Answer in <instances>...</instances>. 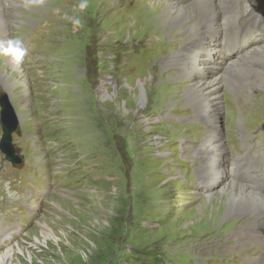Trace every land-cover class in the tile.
<instances>
[{
	"label": "rangeland",
	"instance_id": "374dc122",
	"mask_svg": "<svg viewBox=\"0 0 264 264\" xmlns=\"http://www.w3.org/2000/svg\"><path fill=\"white\" fill-rule=\"evenodd\" d=\"M10 2L16 6L6 8L1 38L19 40L37 28L38 42L18 72L8 68L10 57L0 54V95L7 94L19 123L15 133L25 141L23 147L12 140L26 161L24 170L34 175L43 170L49 189L44 197L20 194L17 175L2 177L0 153V264H259L261 242L236 240L247 243L236 248V241H224L225 232L218 235L208 216L224 209L220 190L226 179L216 178L207 199L201 189L205 178L195 174L199 163L186 157L188 149L195 154L204 130H215L224 142V170L232 164L231 178L260 193L237 175L240 165L256 162L264 179V90H257L262 84L257 80L217 100L222 108L209 126L186 105L190 82L162 66L178 46V29L164 26L160 7L150 16L136 12L153 2ZM253 3L262 0H242V7ZM226 4L218 10L220 21L227 11L233 23L243 8L238 0ZM140 20L144 24L138 25ZM216 29L211 35L218 47L220 23ZM243 53L231 58L246 63ZM206 64L195 77L210 82L222 68ZM139 78L148 79L142 104ZM32 204L36 215L18 235L20 210ZM236 222L229 220L225 228Z\"/></svg>",
	"mask_w": 264,
	"mask_h": 264
},
{
	"label": "bare ground",
	"instance_id": "6f19581e",
	"mask_svg": "<svg viewBox=\"0 0 264 264\" xmlns=\"http://www.w3.org/2000/svg\"><path fill=\"white\" fill-rule=\"evenodd\" d=\"M149 1L153 2L154 6L146 8V10L140 8L139 10L141 11L138 10L136 12L139 17L150 16L153 10L160 7L164 26L167 29H178V39L174 43L178 46L175 45L176 47L173 48L171 57L162 61V66L166 69L172 68L170 71L173 72L174 76H179L182 80L190 82V86L186 89V105L197 113V118L202 122L204 121V124L208 123L209 126H213L217 122L220 109L222 108L218 105L217 100L225 97L226 93L236 94V89H243L248 84H254L257 80L259 84H262L258 85L259 88L257 87V90H264L262 88L264 85V71L260 68V70L255 69L252 66L255 62L260 64L264 61V42L251 45L244 52V58L247 60V63H244L242 62L243 59L237 61L233 58L221 57L220 47L216 45L218 41L216 38H212L211 32L218 30L216 28L219 27L220 23L218 10L227 7L226 3L229 0H193L189 5H182L179 2L181 0H170L165 3L160 0ZM137 3L139 4V2ZM15 6L16 4L10 2V0L5 2L0 0V41H5L3 37L1 38V35H4L7 31L6 8ZM228 8H231V5ZM223 12V25L227 27L229 15H226L225 11ZM141 23L144 24V21L140 20L137 22L138 25ZM204 32H208V36ZM219 36L220 43L221 33ZM166 47L170 49V47H173V43L167 42ZM206 59L210 63L214 62L215 65L220 63L221 66H218L222 68L220 76L215 77L210 82H205L202 76L200 78L195 77L197 73H203L208 68L205 66L207 65ZM7 66L14 72L20 71L18 64L13 63L11 60L7 61ZM147 81V78H139L137 80V87L141 91V104L145 101L144 84ZM203 132L205 133L204 140L199 145V148L195 150V154H192L190 149H188V152L186 151V160L189 161L188 163H193L194 161L196 164L199 163L198 168H195V174L198 177L200 173L202 178H205L202 181L201 186L203 188L201 189L206 194L207 199L212 197L209 195L212 192L209 187H212V183L216 178L220 176L221 181L226 179L225 185L220 190V193L225 196L222 213L216 215L211 211L208 214L215 221L218 235L221 232H225L224 241L247 240L246 242H248L250 240L256 242L255 245L260 242L264 245V194L253 192L251 186L245 184V182L237 183L236 181L238 180L232 179V174L235 173L232 164L228 170H224L225 163L221 161L225 152L223 139L215 130L211 133L205 130ZM248 167L252 169L250 166ZM247 173H249V170H244L242 176L247 175ZM201 176L197 179H200ZM259 178L254 175L250 180H254V183H256ZM201 207L203 209V204H201ZM29 209L34 210L33 204ZM229 220L237 221L231 229L225 228V226L228 227ZM246 242L243 241L244 245L241 242H237L235 247L241 248L247 245ZM2 260L0 259V262ZM259 264H264L263 256L260 257Z\"/></svg>",
	"mask_w": 264,
	"mask_h": 264
},
{
	"label": "water",
	"instance_id": "95a60500",
	"mask_svg": "<svg viewBox=\"0 0 264 264\" xmlns=\"http://www.w3.org/2000/svg\"><path fill=\"white\" fill-rule=\"evenodd\" d=\"M1 114H2V129L3 137L0 142V151L7 154V159L13 161L10 157L11 153V134L16 130L18 126V121L15 118L13 110L9 105L5 95L0 99Z\"/></svg>",
	"mask_w": 264,
	"mask_h": 264
},
{
	"label": "clouds",
	"instance_id": "9594fccd",
	"mask_svg": "<svg viewBox=\"0 0 264 264\" xmlns=\"http://www.w3.org/2000/svg\"><path fill=\"white\" fill-rule=\"evenodd\" d=\"M85 7V3L79 5L80 9H84ZM75 23L78 24L79 21L77 20ZM0 54L9 56L13 63L19 64L25 55V50L23 49L20 40L9 39L7 41H0Z\"/></svg>",
	"mask_w": 264,
	"mask_h": 264
}]
</instances>
